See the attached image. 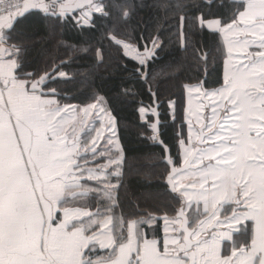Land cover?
<instances>
[{
    "label": "snow or ice",
    "instance_id": "6c2138e0",
    "mask_svg": "<svg viewBox=\"0 0 264 264\" xmlns=\"http://www.w3.org/2000/svg\"><path fill=\"white\" fill-rule=\"evenodd\" d=\"M136 7L0 0V264H264V0H164L150 28L131 23ZM70 15L125 25L101 36L95 64L104 40L121 50L118 95L160 150L150 211L121 201L128 156L105 90L81 99L51 86L74 78L72 58L43 46V70L32 67ZM30 17L49 22L47 35L25 32ZM165 48L175 60L162 76Z\"/></svg>",
    "mask_w": 264,
    "mask_h": 264
},
{
    "label": "trees",
    "instance_id": "16d2710c",
    "mask_svg": "<svg viewBox=\"0 0 264 264\" xmlns=\"http://www.w3.org/2000/svg\"><path fill=\"white\" fill-rule=\"evenodd\" d=\"M137 5L133 13L132 24H139L141 28L145 25L152 26L155 18L163 19L165 14L162 9L152 7L164 0H133ZM188 3H200L202 0H187ZM219 0H216L218 3ZM215 5L209 10L205 8L206 13L215 11ZM76 15H80L76 12ZM170 15V14H169ZM76 19L69 16L67 23L57 24L54 28V35L43 45L37 44L36 48L30 53L32 67L37 71L44 68L45 57L39 54V49L43 46L50 54L67 61L72 58V63L66 68L73 79L67 81L57 80L54 86L59 90H67L69 94L77 95L83 98L94 87H102L115 110V115L120 120V135L123 146L126 150L128 161L125 166L124 185L121 188L120 198L124 204L126 212L134 209L139 203L140 211L152 210V203L144 202L143 193L156 188L164 183L159 175L162 166L158 163L160 159V150L153 146V142L146 136L141 135V129L138 127L139 116L135 111L137 105L128 102V98L118 95V89L115 85L121 83V78L128 75V72L121 67L123 63L121 50L110 47L109 42L104 40L103 58L104 63L95 64L96 51L101 47V36L106 35L110 28H115L118 36H122L125 31V25L117 23L115 20L105 21L97 18L94 21L95 27L83 26L77 24ZM49 22L39 17H30L25 22V32L32 36L47 35L49 32ZM167 27V24L164 25ZM136 35H139L137 31ZM199 39V36L196 37ZM214 39L205 35V42ZM57 41H64L68 45L75 47H56ZM88 49V51H83ZM160 59L156 61V67L162 76L173 71L170 66L175 60V53L169 48H165L158 53ZM132 67V62H128V68ZM171 83V81H167ZM72 102V101H70ZM162 224V222H161Z\"/></svg>",
    "mask_w": 264,
    "mask_h": 264
},
{
    "label": "rangeland",
    "instance_id": "374dc122",
    "mask_svg": "<svg viewBox=\"0 0 264 264\" xmlns=\"http://www.w3.org/2000/svg\"><path fill=\"white\" fill-rule=\"evenodd\" d=\"M77 17L79 16V15H76ZM76 21V20H75Z\"/></svg>",
    "mask_w": 264,
    "mask_h": 264
}]
</instances>
